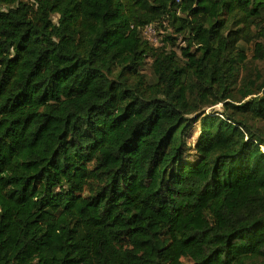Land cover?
Listing matches in <instances>:
<instances>
[{
  "label": "trees",
  "instance_id": "1",
  "mask_svg": "<svg viewBox=\"0 0 264 264\" xmlns=\"http://www.w3.org/2000/svg\"><path fill=\"white\" fill-rule=\"evenodd\" d=\"M263 62L264 0H0V264H264Z\"/></svg>",
  "mask_w": 264,
  "mask_h": 264
},
{
  "label": "rangeland",
  "instance_id": "2",
  "mask_svg": "<svg viewBox=\"0 0 264 264\" xmlns=\"http://www.w3.org/2000/svg\"><path fill=\"white\" fill-rule=\"evenodd\" d=\"M143 36L146 40H148L151 44L154 45H160L161 43V38L162 35L159 31H155L153 28L151 29L150 32H143ZM149 65L150 62L149 60L146 62V64L144 65V73L147 75H150V70H149ZM260 70L262 72L263 78H264V62L259 64ZM215 112H221V105H218L214 108L208 109L206 111V114H214ZM200 133V122H196L189 130L188 134H187V144L188 145H192L195 143V141L198 138V135ZM193 154V153H192ZM193 158V156L191 155V157L188 158V160L190 161Z\"/></svg>",
  "mask_w": 264,
  "mask_h": 264
},
{
  "label": "built area",
  "instance_id": "3",
  "mask_svg": "<svg viewBox=\"0 0 264 264\" xmlns=\"http://www.w3.org/2000/svg\"><path fill=\"white\" fill-rule=\"evenodd\" d=\"M152 28H153L155 31H157L155 25L150 24V25H147V26L143 29V32H145V33H146V32H150ZM147 41H148V40H147Z\"/></svg>",
  "mask_w": 264,
  "mask_h": 264
}]
</instances>
